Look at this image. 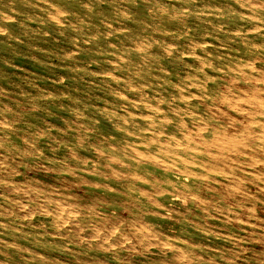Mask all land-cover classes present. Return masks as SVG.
Returning <instances> with one entry per match:
<instances>
[{
    "label": "rangeland",
    "instance_id": "obj_1",
    "mask_svg": "<svg viewBox=\"0 0 264 264\" xmlns=\"http://www.w3.org/2000/svg\"><path fill=\"white\" fill-rule=\"evenodd\" d=\"M263 125L264 0H0V264H264Z\"/></svg>",
    "mask_w": 264,
    "mask_h": 264
},
{
    "label": "bare ground",
    "instance_id": "obj_2",
    "mask_svg": "<svg viewBox=\"0 0 264 264\" xmlns=\"http://www.w3.org/2000/svg\"><path fill=\"white\" fill-rule=\"evenodd\" d=\"M218 2V1H217ZM123 3V2H122ZM182 5V4H181ZM241 5V4H240ZM19 11V10H18ZM56 12V11H55ZM136 12V11H135ZM41 14V13H40ZM48 14V13H47ZM144 17V16H143ZM213 19V18H212ZM134 25V24H133ZM151 29V28H150ZM138 35V34H137ZM205 55V54H204ZM135 56V55H134ZM199 58V57H198ZM207 60V59H206ZM99 62V61H98ZM258 81V80H257ZM173 87V86H172ZM18 89V88H17ZM259 92V91H258ZM236 95V94H235ZM258 95V94H257ZM225 97V96H224ZM233 97V96H232ZM250 98V97H249ZM117 100V99H116ZM225 101V100H224ZM235 101V100H234ZM42 104V103H41ZM229 104V103H228ZM263 106V105H262ZM67 107V106H66ZM216 107H218V106H216ZM232 107V106H231ZM229 108H230V106H229ZM219 109V108H218ZM233 109V108H232ZM160 110V109H159ZM29 114V113H28ZM183 118V117H182ZM202 118V117H201ZM165 120H166V118H165ZM165 120H163L164 122H165ZM179 122H181V120L179 121ZM182 123V122H181ZM180 123V124H181ZM36 125V124H35ZM177 125H179V124H177ZM183 125V124H182ZM197 125V124H196ZM199 125V124H198ZM254 125V124H253ZM29 126V125H28ZM217 126V125H216ZM240 126V125H239ZM264 126V125H263ZM231 127V126H230ZM212 128H214V126L212 127ZM182 129V128H181ZM201 130V129H200ZM183 134V133H182ZM215 133H213V135H214ZM261 135V134H260ZM264 135V134H263ZM262 135V137L264 138V136ZM184 136V135H183ZM252 136V135H251ZM174 137V136H173ZM185 137H186V135H185ZM201 137V136H200ZM211 138V137H210ZM263 138H261V139H263ZM150 139V138H149ZM151 139H153V138H151ZM175 139V138H174ZM258 140V139H257ZM229 141V140H228ZM18 142V141H17ZM146 142V141H145ZM151 142V141H150ZM146 144V143H145ZM185 145H186V143H184ZM222 144V143H221ZM196 145V144H195ZM203 145V144H202ZM210 145V144H209ZM187 146V145H186ZM190 147V146H189ZM193 147V146H192ZM192 147H190V149L192 148ZM195 147V146H194ZM193 147V148H194ZM188 148V147H187ZM193 148H192V150H193ZM160 149V148H159ZM166 149V148H165ZM189 149V148H188ZM161 150H163V149H161ZM194 150H196V149H194ZM166 151V150H165ZM135 152V151H134ZM137 152V151H136ZM145 152V151H144ZM185 153V152H184ZM199 153V152H198ZM212 153V152H211ZM181 154L183 155V153L181 152ZM193 154H194V152H193ZM209 154V153H208ZM49 156V155H48ZM161 156V155H160ZM196 156V155H195ZM201 156V155H200ZM179 157V156H178ZM199 157V156H198ZM162 158H163V156H162ZM177 158V157H176ZM179 158H181V157H179ZM205 158V157H204ZM182 159H184V158H182ZM181 159V160H182ZM200 159H201V157H200ZM170 160V159H169ZM197 160V159H196ZM157 162V161H156ZM183 162H185V161H183ZM260 162V161H259ZM38 163V162H37ZM186 163V162H185ZM47 164V163H46ZM184 164V163H183ZM190 164V163H189ZM210 168L208 167V170H209ZM184 170V169H183ZM188 170H190V169H188ZM207 170V169H206ZM180 171V170H179ZM185 171H187L186 169H185ZM191 171V170H190ZM189 171V172H190ZM210 171V170H209ZM182 172V171H181ZM189 172H186L187 174H190ZM185 173V174H186ZM192 175L194 174V173H191ZM190 174V175H191ZM195 175V174H194ZM206 177V176H205ZM242 181V180H241ZM97 185V184H96ZM172 186V185H171ZM52 189V188H51ZM161 189V188H160ZM171 189H172V187H171ZM170 189V190H171ZM255 189V188H254ZM261 189V188H260ZM145 191V190H144ZM177 191V190H176ZM163 192V191H162ZM21 193V192H20ZM74 194V193H73ZM82 195V194H81ZM146 195V194H145ZM166 195V194H165ZM193 195H195V194H193ZM191 196V195H190ZM241 198V197H240ZM255 199V198H254ZM58 204V203H57ZM59 205H60V203H59ZM43 206V205H42ZM68 206V205H67ZM64 207V206H63ZM27 208V207H26ZM57 208H58V206H57ZM252 208H254V207H252ZM59 209V208H58ZM61 209H62V206H61ZM74 210V209H73ZM66 212V211H65ZM220 213V212H219ZM70 214V213H69ZM113 217V216H112ZM67 218V217H66ZM65 219V218H64ZM114 219V218H113ZM83 220V219H82ZM64 221V220H63ZM100 221H102V220H100ZM204 222V221H203ZM61 224V223H60ZM63 224V223H62ZM132 225H133V223H132ZM145 228V227H144ZM128 230V229H127ZM124 238V237H123ZM126 238V237H125ZM132 239V238H131ZM136 240V239H135ZM134 241V240H133ZM135 243V242H134ZM132 244V243H131ZM134 245V244H133ZM111 246V245H110ZM180 249V248H179ZM183 253V252H182ZM181 254V253H180ZM175 255V254H174ZM177 256H178V254H177ZM175 258V257H174ZM243 262V261H242Z\"/></svg>",
    "mask_w": 264,
    "mask_h": 264
}]
</instances>
